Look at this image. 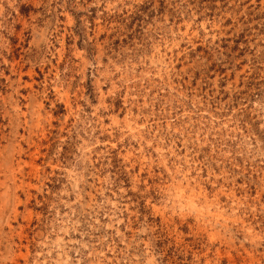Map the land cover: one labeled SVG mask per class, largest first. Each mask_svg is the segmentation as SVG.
Here are the masks:
<instances>
[{
    "label": "rangeland",
    "instance_id": "1",
    "mask_svg": "<svg viewBox=\"0 0 264 264\" xmlns=\"http://www.w3.org/2000/svg\"><path fill=\"white\" fill-rule=\"evenodd\" d=\"M0 264H264V0H0Z\"/></svg>",
    "mask_w": 264,
    "mask_h": 264
}]
</instances>
